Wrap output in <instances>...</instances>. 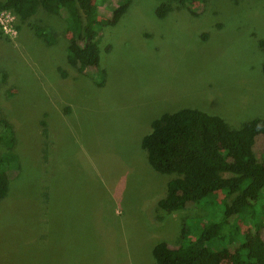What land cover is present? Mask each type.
I'll use <instances>...</instances> for the list:
<instances>
[{
    "label": "rangeland",
    "instance_id": "obj_1",
    "mask_svg": "<svg viewBox=\"0 0 264 264\" xmlns=\"http://www.w3.org/2000/svg\"><path fill=\"white\" fill-rule=\"evenodd\" d=\"M115 4L98 8L100 21ZM157 4L132 0L102 29L101 88L67 64L61 18L41 8L25 23L3 17L15 33L0 27V133L2 121L14 126L19 155L0 201V264H155V244L177 245L184 227L210 223L195 206L152 223L173 176L149 167L140 140L152 120L183 108L231 128L264 119V0H206L193 13L175 2L162 19ZM32 25L50 30L54 44ZM263 147L260 136L256 158ZM211 201L217 210L225 203ZM234 227L238 237L248 222Z\"/></svg>",
    "mask_w": 264,
    "mask_h": 264
},
{
    "label": "trees",
    "instance_id": "obj_2",
    "mask_svg": "<svg viewBox=\"0 0 264 264\" xmlns=\"http://www.w3.org/2000/svg\"><path fill=\"white\" fill-rule=\"evenodd\" d=\"M110 0H4L0 12L12 13L20 23L43 9L62 19L67 30L66 62L73 72L88 77L94 86H104L99 68V38L105 26L116 24L132 0H116L108 21L99 20L98 8ZM154 14L162 19L177 2L190 13L193 4L206 0H156ZM33 33L47 46L55 42L50 30L32 25ZM61 78L68 75L58 68ZM264 77V59L260 65ZM5 77L2 78L4 81ZM43 127L44 123L40 121ZM0 133V201L8 194L9 174L18 167V139L14 126L4 120ZM264 136V119L254 118L231 128L219 116L193 108L163 113L150 123L140 140L149 167L158 174L173 176L165 193L153 206L152 223L188 206L211 215L205 227L190 225L182 230L177 245L159 242L151 249L155 264H264V147L260 159L253 149ZM221 195L224 204L215 209L211 199ZM45 196V195H44ZM213 211V212H212ZM245 218L248 230L235 235V221ZM190 232V238L187 237ZM226 258V262L222 259Z\"/></svg>",
    "mask_w": 264,
    "mask_h": 264
},
{
    "label": "built area",
    "instance_id": "obj_3",
    "mask_svg": "<svg viewBox=\"0 0 264 264\" xmlns=\"http://www.w3.org/2000/svg\"><path fill=\"white\" fill-rule=\"evenodd\" d=\"M10 12H5L2 11L0 12V27L2 29V31H4V33H10L14 35V30H12V28L10 27V25L8 24V20H3V17L6 19V16L9 14ZM12 20V17H11Z\"/></svg>",
    "mask_w": 264,
    "mask_h": 264
}]
</instances>
